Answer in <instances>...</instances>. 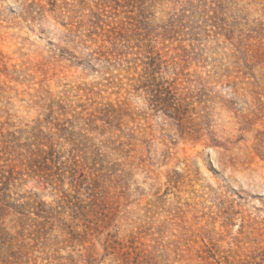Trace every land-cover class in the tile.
I'll use <instances>...</instances> for the list:
<instances>
[{
  "label": "rangeland",
  "instance_id": "obj_1",
  "mask_svg": "<svg viewBox=\"0 0 264 264\" xmlns=\"http://www.w3.org/2000/svg\"><path fill=\"white\" fill-rule=\"evenodd\" d=\"M0 264H264V0H0Z\"/></svg>",
  "mask_w": 264,
  "mask_h": 264
}]
</instances>
